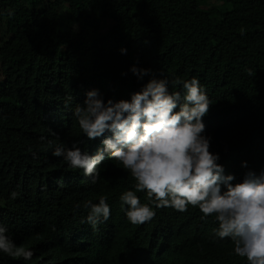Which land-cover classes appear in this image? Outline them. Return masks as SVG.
<instances>
[{"label":"trees","instance_id":"1","mask_svg":"<svg viewBox=\"0 0 264 264\" xmlns=\"http://www.w3.org/2000/svg\"><path fill=\"white\" fill-rule=\"evenodd\" d=\"M134 64L165 76L169 91L196 77L225 173L239 181L264 168V0H0V224L34 250L30 261L0 253V264H246L230 239H212L218 225L198 207L154 208L132 224L119 197L136 181L118 161L106 156L93 183L51 154L57 143L102 147L73 110L93 88L128 99L149 79ZM100 196L111 215L93 229L84 205Z\"/></svg>","mask_w":264,"mask_h":264},{"label":"clouds","instance_id":"2","mask_svg":"<svg viewBox=\"0 0 264 264\" xmlns=\"http://www.w3.org/2000/svg\"><path fill=\"white\" fill-rule=\"evenodd\" d=\"M119 51L127 54L126 48ZM129 71L138 81L149 79L128 99L105 101L93 88L73 110L80 131L88 140L101 138L102 147L91 154L77 142L71 147L57 143L51 154L82 170L93 183L106 156L121 163L136 181L134 190L119 197L132 224L151 221L154 208L185 212L189 206L198 207L201 219L214 216L218 225L213 229L214 241L228 238L234 255L246 264H264V168L258 173L248 169L239 181L234 173H225L220 154L210 151L212 137L203 118L212 103L196 77L181 81V90L169 91V80L153 69L134 64ZM241 167L247 169V161H241ZM138 192L146 193L149 203H141ZM11 195L15 198L16 193ZM107 201V196H100L98 203L89 200L84 205L89 209L84 222L93 229L108 222ZM0 253L25 261L34 256V250L15 244L3 224Z\"/></svg>","mask_w":264,"mask_h":264}]
</instances>
